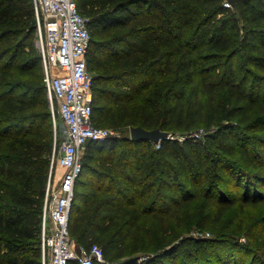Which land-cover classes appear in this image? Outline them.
<instances>
[{"label":"trees","instance_id":"1","mask_svg":"<svg viewBox=\"0 0 264 264\" xmlns=\"http://www.w3.org/2000/svg\"><path fill=\"white\" fill-rule=\"evenodd\" d=\"M76 1L91 33L93 122L116 132L85 146L77 248L98 244L111 263L139 252V264L264 263V214L246 226L264 203V0ZM36 39L33 0H0V264H43L53 132L28 124L51 118L30 111L48 108ZM17 74H38L42 90L24 96ZM132 126L173 137L135 140ZM181 208L214 236L174 243L167 218Z\"/></svg>","mask_w":264,"mask_h":264},{"label":"built area","instance_id":"2","mask_svg":"<svg viewBox=\"0 0 264 264\" xmlns=\"http://www.w3.org/2000/svg\"><path fill=\"white\" fill-rule=\"evenodd\" d=\"M33 2L44 81L50 98L58 102L66 132L58 153L51 159L42 223L43 264H102L105 258L101 246L77 248L70 233L75 184L83 166L82 151L89 141L116 134L112 128L93 122L94 75L87 60L91 41L88 18L80 12L76 0ZM202 131L196 136H201ZM55 168L61 170L60 175Z\"/></svg>","mask_w":264,"mask_h":264},{"label":"rangeland","instance_id":"3","mask_svg":"<svg viewBox=\"0 0 264 264\" xmlns=\"http://www.w3.org/2000/svg\"><path fill=\"white\" fill-rule=\"evenodd\" d=\"M36 47L37 46V39H36ZM38 49V48H37ZM16 77L18 79H20L23 84L24 87L21 89V94H23L24 96H32L34 94V91L37 92L38 89L42 90V84H43V80L41 78L38 77V74L35 75H29V74H17ZM42 94V93H41ZM46 98L47 103H48V108L46 109L44 107L43 104H38L34 107H32V109L30 110L31 112H33V116L38 115V116H44L45 111L44 110H50L51 111V118L49 120H31L28 121V124H32L33 122H35V124H40V126L44 129H46L47 127H50L52 129L53 132V152L51 154V159L54 156V153H58V149L59 146L61 144V142L66 138V132H65V124L64 121L62 120V118L59 115L58 112V102L57 100L53 97L50 98L48 91L46 90L45 93V97H43V99ZM43 103V102H42ZM105 127L107 125L103 124ZM38 126V125H37ZM174 136L178 137L179 139H181L183 136L180 135L179 133H175ZM170 137H173L172 133L170 135ZM56 148V149H55ZM85 149L82 151L83 155H84ZM57 170V176L60 175L61 170L58 168H55L54 171L56 172ZM54 172V173H55ZM247 224L246 226H249L251 223H253L256 218L260 217L261 214H264V203H257L254 205H251L248 208L247 211ZM195 217V216H194ZM195 218H189L184 212L183 209L181 208V218H176V217H170L168 216L167 218V224L169 225L170 229H171V235L174 238V243H181L182 240H184V238H190V237H213L214 233L211 230H205L203 232H199L198 229L195 226ZM222 226V223L219 225V227ZM222 232H224V234H226V236L228 237H237V239H239L241 242H246V236L244 235L245 233H242L240 235H236V236H232V232L228 230H220ZM155 244V243H154ZM154 247V245H153ZM43 252V250H42ZM260 252H264L263 249L260 250ZM47 256V260L49 257V254H46ZM135 255H139L142 259L144 260L145 258H147L146 254L143 252H139L138 254L136 253H130L129 255H127L126 257L120 259L124 260L126 258L135 256ZM264 257V254H262ZM251 255L247 256V260L250 259ZM118 262V261H117ZM262 263V262H261ZM264 264V263H262Z\"/></svg>","mask_w":264,"mask_h":264},{"label":"water","instance_id":"4","mask_svg":"<svg viewBox=\"0 0 264 264\" xmlns=\"http://www.w3.org/2000/svg\"><path fill=\"white\" fill-rule=\"evenodd\" d=\"M229 3L234 4L235 0H228ZM171 132L168 130H163L162 128L147 129L142 126H132L130 129V136L132 139H148L155 143L159 142L161 139L170 137ZM141 259L135 255L118 262H103L102 264H139Z\"/></svg>","mask_w":264,"mask_h":264}]
</instances>
